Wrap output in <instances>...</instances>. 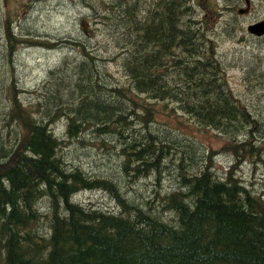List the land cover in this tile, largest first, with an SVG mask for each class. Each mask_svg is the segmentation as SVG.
<instances>
[{
  "label": "trees",
  "instance_id": "16d2710c",
  "mask_svg": "<svg viewBox=\"0 0 264 264\" xmlns=\"http://www.w3.org/2000/svg\"><path fill=\"white\" fill-rule=\"evenodd\" d=\"M113 1L98 31L107 38L104 52L115 51L106 59L120 64L125 82L115 77L111 82L112 75L101 70L106 59L82 35L55 40L36 35L15 14L0 16V57L10 67L21 47L68 48L83 58L75 67L64 57V65L49 71L32 93L20 87L17 76H10L8 85L0 79V93L10 107L0 108V133H14L0 140V264H264V196L235 174L236 166L221 176L213 163H202L191 173L183 169L182 158L178 188L165 195L156 190L152 207L145 209L130 201L131 189L92 176L78 164L75 154L94 146L92 140L116 149L126 174L139 179L152 171L163 176L160 163L169 159V148L203 151L192 139L177 144L154 129V109L142 103L152 100L178 104L201 129L226 135L225 150L239 161L264 163V145H253L264 133L257 115L236 97L219 62L186 51L185 41L200 39L187 24L192 21L182 23L190 11L185 0H148L147 14L144 0H126L125 10L117 5L122 0ZM8 2L0 1L3 10ZM198 3L203 17L195 22L214 32L221 23L218 1ZM91 18L84 22L82 15L78 28ZM108 36L114 41L109 43ZM67 62L75 72L73 83L57 75ZM27 93L32 102L22 99ZM117 106L130 108L136 119L129 121V114L114 118ZM139 106L143 115L137 113ZM121 121L130 136H140L141 147L135 139L122 140ZM60 123L63 134L54 128ZM87 134L93 137L89 141ZM88 191L107 193L116 209L74 199ZM165 214L170 218L162 220Z\"/></svg>",
  "mask_w": 264,
  "mask_h": 264
},
{
  "label": "rangeland",
  "instance_id": "374dc122",
  "mask_svg": "<svg viewBox=\"0 0 264 264\" xmlns=\"http://www.w3.org/2000/svg\"><path fill=\"white\" fill-rule=\"evenodd\" d=\"M217 1L220 7L219 19L221 23L217 25L214 32L208 33L195 22L200 21L203 17L198 0H185L186 6L190 7V11L186 14L182 23L192 21L187 22V24L191 25L193 35H199L200 39L194 40L192 38V40L185 41L186 51L189 53V56H193L194 58L198 55L203 56V58L199 59H204L208 56L209 59L219 62L225 78L228 80L229 87L236 97L241 99L254 115H257L261 125L264 127V37L257 38L247 31L249 25L264 20V0H249L250 10L242 14L239 11L247 9L245 0ZM113 2V0H9L5 10H3L4 7L0 3V16L4 13L15 14V16L20 17L17 22H25L26 27L33 30L36 35L47 36L55 40L70 39V37L74 38L82 35L81 39L87 42L93 49L97 48L96 53L106 59V57H114L115 51L104 52L103 46L107 44L105 41L106 36L100 34L98 30L102 29V23L100 22H103V16L107 15V10ZM127 3L126 0H122L117 5L119 9L125 10L128 9L126 7ZM178 4L185 8L184 3ZM141 6L145 8V14H147L149 7L148 0H144ZM82 15L85 17L84 22L86 17L92 18L83 28L81 26L78 28ZM143 16L135 18V21H140ZM107 24L105 23V25ZM90 29L95 34H99L97 36L85 35L84 30L91 33L92 30ZM108 40L109 43L114 41L109 36ZM87 44H85L88 49L87 51H90ZM114 44L116 45V43ZM196 45L198 48H196ZM121 47L123 46H120V50L125 49ZM78 53L68 48L21 47L17 51V54L13 56L14 62L12 67L4 62L6 61L4 58L0 57V79H5V84L8 85L11 79L10 76H17L20 87L32 93L44 85L48 79L49 71L62 67L65 60L76 63L75 67L79 66L83 58ZM64 57L70 59L64 60ZM175 58L177 59L178 57L175 56ZM12 70L14 74H12ZM97 70L99 71L98 68ZM101 70H103L102 72L108 71L109 75L113 76H111V82H116L118 78L120 82H125V76L122 74L118 62L106 59ZM167 71H171V65ZM74 73L68 63L67 68L57 75H65L69 78V82L73 83L76 79ZM106 85L109 86L107 83ZM30 94L27 93L22 99L32 102V97H26ZM116 94L119 95L118 93ZM4 97V94L1 95L0 93V104H2L0 108L8 110L10 107L6 105ZM113 101V98L112 100L107 99L108 103ZM125 101L129 102L127 98H125ZM142 103L154 109V129L158 128L163 132V136L165 135L166 138L175 140L177 144L184 143V140L188 138L192 139L203 151L197 147L192 151L190 148L182 147L185 152L169 148V159H164L160 163L162 164L161 172L163 176L161 177L158 172L153 173L152 171L146 177L139 179L134 173L132 175L126 174V171L123 170V160L121 161V158L117 155L116 149L112 148L111 145L103 147L100 140H92L91 142L94 146L82 148L75 154V157H80L78 164L83 166V169L87 170V173L95 177H108L119 184V186H122L124 190L131 189L132 195L130 196V201L136 202L137 205L145 209L152 207L153 204L151 202L154 200L156 190H159L161 195H165L171 190L173 192V189L178 188L179 182L177 181V176L181 173L178 166L182 162V158L185 164H183V169L191 173L200 168L202 163L204 165L206 163V166L213 163L221 176H224L227 171L233 170V167L236 166L234 169L235 174L245 184L252 186L258 193L264 196L263 162L251 160L252 158H243L239 161L232 152L225 150V146L229 141L226 135L209 127H205L208 130L201 129L191 117L180 109L178 104L170 101L155 100ZM139 108L137 113L143 115L142 107L139 106ZM128 111L130 112V108H128ZM128 111H124L121 107L117 106V111H112L114 112L112 116L119 118L124 114H129ZM128 119L129 121H134L136 118H132L129 114ZM123 122L121 121V127L118 130L122 133V140L135 139L138 141L136 147H141L143 142L140 136L135 135V138L130 136L129 131L131 129H129V126H126L125 121ZM62 127L63 123H60V128L57 125L54 128L57 133L63 134L66 130L62 129ZM13 136L14 133L4 136V132H1L0 140L8 141ZM91 138L93 137L87 134L86 139L89 141ZM256 138L260 141L254 142V146H257L259 142L264 145L263 132L257 134ZM83 141L87 142L86 140ZM79 145V143L74 144L76 147ZM65 148L68 150L67 147ZM152 158L154 157L147 155L146 159L151 160ZM74 199L77 202H84L83 204L85 205H90L91 202H94L105 208L116 209V204L107 193H99L98 191L81 192L75 195ZM167 217L168 219L170 218L168 214H165L162 216V220Z\"/></svg>",
  "mask_w": 264,
  "mask_h": 264
},
{
  "label": "water",
  "instance_id": "95a60500",
  "mask_svg": "<svg viewBox=\"0 0 264 264\" xmlns=\"http://www.w3.org/2000/svg\"><path fill=\"white\" fill-rule=\"evenodd\" d=\"M248 10L244 11V10H241L240 13H245L247 12ZM248 31L253 34V35H256V36H263L264 35V20L258 22V23H255L253 25H250L248 27Z\"/></svg>",
  "mask_w": 264,
  "mask_h": 264
},
{
  "label": "bare ground",
  "instance_id": "6f19581e",
  "mask_svg": "<svg viewBox=\"0 0 264 264\" xmlns=\"http://www.w3.org/2000/svg\"><path fill=\"white\" fill-rule=\"evenodd\" d=\"M248 31V30H247ZM248 33L249 34H251L249 31H248ZM251 35H253V34H251ZM253 36H255V37H257V38H263L264 37V35L263 36H261V37H259V36H256V35H253Z\"/></svg>",
  "mask_w": 264,
  "mask_h": 264
}]
</instances>
